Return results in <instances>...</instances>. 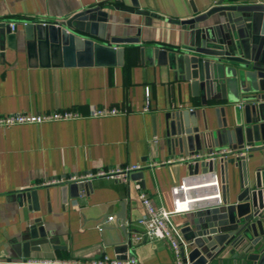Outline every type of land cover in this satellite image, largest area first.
I'll list each match as a JSON object with an SVG mask.
<instances>
[{"label":"crops","instance_id":"1","mask_svg":"<svg viewBox=\"0 0 264 264\" xmlns=\"http://www.w3.org/2000/svg\"><path fill=\"white\" fill-rule=\"evenodd\" d=\"M219 4L262 5L264 0H0V23L14 24L17 33L14 49L7 42L0 48V116L78 114L0 127V264H23L16 253L17 242L38 220L57 243L56 247L43 244L39 252H32L30 259L36 261L89 262L126 255L134 257L137 264H183L168 240L135 242L133 238L140 231L136 221L143 214L140 192H146L156 206L171 209V187L183 176L207 167V162L193 157L194 153L168 149L165 115L179 109L196 111L199 123L202 125L205 115L208 131H213L218 119L215 108L226 106L224 116L231 127L232 109L243 100L208 101L203 106L188 83L177 81L173 70L150 60L142 51L153 46L174 50L184 43L186 31L165 20L190 19ZM94 7L107 15L104 31L108 40L137 41L114 44L124 49L121 66H42L39 58L30 55L25 44L26 23L61 22ZM212 23L215 17L205 25ZM97 108L119 112L93 116ZM222 149L230 148L220 143L202 152ZM244 149L249 184L260 168L264 181L261 151ZM241 162L218 158L214 165L223 198L231 203L243 190ZM134 163L143 167L126 181L96 176L84 181L88 187L77 197H70L67 190L66 200H62L63 185L100 169ZM31 190L37 193L35 202L25 196ZM120 214L128 243H123ZM190 215H174L181 231ZM109 216L114 219L107 221ZM102 222L105 226L99 230ZM120 243L126 246L124 253L119 250ZM234 255L227 251L225 258L230 264L235 260L240 264L243 257Z\"/></svg>","mask_w":264,"mask_h":264},{"label":"water","instance_id":"2","mask_svg":"<svg viewBox=\"0 0 264 264\" xmlns=\"http://www.w3.org/2000/svg\"><path fill=\"white\" fill-rule=\"evenodd\" d=\"M137 13L148 15L147 12ZM212 17L215 23L205 25ZM106 19L102 8L94 7L61 22L26 23V48L31 56L39 58L42 66H121L124 49L114 44L137 41L108 40L104 31ZM165 21L186 31L184 43L172 51L159 46L148 47L143 54L146 52L150 60L173 70L177 81L188 83L192 95L201 97L203 106L208 101L243 100V104L232 109L234 124L231 127L224 116L226 106L215 108L218 119L217 129L213 131H208L205 115L202 125L199 123L196 111L179 109L167 113L164 125L168 149L203 155L202 149L209 150L222 143L230 149L244 146L257 149L264 157V4H219L190 19ZM16 38L15 29L0 23L1 49L5 42L14 49ZM241 161L243 190L236 202L223 198L220 206L190 212V221L182 231L187 241L180 251L183 264H230L225 258L227 251L235 254L234 257H243L240 264H264V181L260 168L250 185L245 176V162ZM215 163L216 159L210 160L203 170L214 169ZM87 187L84 181L63 185L62 200H66L67 190L70 197H77L79 191ZM36 195L35 190L25 193L34 202ZM118 217L125 234L123 243H128L124 216ZM47 243L56 247L57 239L48 234L38 220L17 242L16 253L21 263H27L31 253L39 252L41 245ZM119 250L124 253L126 246L122 244ZM126 257L120 256L121 259ZM232 264H237L236 260Z\"/></svg>","mask_w":264,"mask_h":264},{"label":"built area","instance_id":"3","mask_svg":"<svg viewBox=\"0 0 264 264\" xmlns=\"http://www.w3.org/2000/svg\"><path fill=\"white\" fill-rule=\"evenodd\" d=\"M11 30L15 29L14 24L9 25ZM119 111L116 108H97L92 111L93 116H106L116 114ZM78 116L74 111L48 112L42 114H16L10 116H0V127L21 123H39L49 120H58L64 118H73ZM246 149H222L216 152H210L205 155L194 153L193 157L197 160L209 162L212 159L232 158L237 161L245 160ZM141 163L127 164L114 168L100 169L94 173L87 174L85 181L93 177H106L118 181H126L134 171L142 169ZM74 179V178H73ZM172 208L167 209L164 206H156L146 192L139 194L140 202L143 207V214L137 219L136 223L140 231L134 234V241H150L153 239L168 240L175 256H180L181 248L187 245V241L180 229L174 222L173 217L177 214L190 213L194 210L204 207L220 206L223 204L222 182L218 172L215 169H206L202 172H192L181 178V180L171 187ZM114 216H109L107 221H112ZM105 222H102L98 229L102 230ZM27 263L41 264H137L132 256L125 259H110L104 256L100 259L82 262L79 260H27Z\"/></svg>","mask_w":264,"mask_h":264},{"label":"rangeland","instance_id":"4","mask_svg":"<svg viewBox=\"0 0 264 264\" xmlns=\"http://www.w3.org/2000/svg\"><path fill=\"white\" fill-rule=\"evenodd\" d=\"M219 177H220V175H219Z\"/></svg>","mask_w":264,"mask_h":264}]
</instances>
